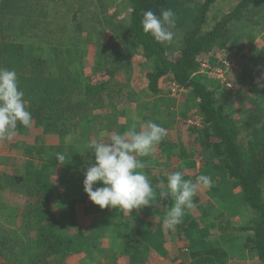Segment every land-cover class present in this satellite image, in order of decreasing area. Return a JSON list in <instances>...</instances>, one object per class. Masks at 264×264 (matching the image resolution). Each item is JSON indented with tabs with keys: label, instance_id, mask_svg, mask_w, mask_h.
I'll return each mask as SVG.
<instances>
[{
	"label": "rangeland",
	"instance_id": "1",
	"mask_svg": "<svg viewBox=\"0 0 264 264\" xmlns=\"http://www.w3.org/2000/svg\"><path fill=\"white\" fill-rule=\"evenodd\" d=\"M202 1L179 0L172 9L174 40L163 43L169 56L179 48ZM236 1L215 0L204 28ZM129 10L127 0H29L24 11L31 21L24 31L31 33L35 50L44 52L46 69L61 61L82 83L104 80L106 91L99 107L81 118L74 116L65 126L44 130L32 121L30 129L18 126L12 140H0V264H135L128 256L136 242L146 247L143 264H263L255 251L244 248L246 236L252 234L245 228L254 212L243 203L217 148L204 147L192 93L180 85L173 89L167 76L160 79L157 92L147 90L151 63L123 34ZM253 19L250 25L244 20L235 23L230 39L234 44L226 50L215 47L203 56L194 75L215 89L237 121L249 109H264V21ZM112 67V74L106 72ZM147 121L167 130L151 156L139 157L145 164L141 171L156 193L153 204L129 215L118 208L101 209L83 189L84 169L95 162L88 143L123 134L133 123L139 130ZM58 153L64 155L63 163L56 159ZM175 171L193 182L208 175L213 186L198 188L182 223L167 229L164 220L173 200L159 193L167 191V175ZM26 173L34 179L24 180ZM41 212L51 216L42 222H48L58 238L71 240L74 249L68 254L44 258L35 255L34 247L28 253ZM203 244L209 246L208 254H201ZM6 247L12 253L2 258Z\"/></svg>",
	"mask_w": 264,
	"mask_h": 264
},
{
	"label": "trees",
	"instance_id": "2",
	"mask_svg": "<svg viewBox=\"0 0 264 264\" xmlns=\"http://www.w3.org/2000/svg\"><path fill=\"white\" fill-rule=\"evenodd\" d=\"M127 1L129 21L123 34L131 39L133 48L151 63V69L146 73L147 90L157 92L160 79L167 76L192 93L203 125L206 140L204 147L217 148L224 158L223 167L238 187L243 203L254 212L250 226L245 228L252 234L246 236L244 248L255 251L258 260L264 264V109H249L237 121L220 102L215 89L194 76L203 56L215 47L226 50L234 44L230 39L235 23L244 20L250 25L255 17L263 23L264 0H237L207 28H204L206 14L215 0H203L198 14L192 17L182 34L179 48L171 56L167 54L163 44L143 32L141 20L146 10H152L159 16L162 9H174L179 0ZM28 4L29 0H0V67L17 72L19 88L24 92L25 105L32 114L34 125H42L44 130L51 128V125L65 126L73 121L74 116L81 118L99 107L103 92L106 91L105 81L87 79L82 83L79 81L80 77L68 70L61 61L52 64L50 70H47L44 52L35 50L31 33L24 31L31 21V16L24 11ZM255 23H258L257 19ZM115 63L114 66H117L118 62ZM115 68L106 72L112 74ZM26 174L24 180L34 179ZM38 178L44 181L43 177ZM74 202L70 203L71 206ZM41 213L39 216H43L38 222L34 242L29 244L28 253L32 254L31 249L34 247L35 255H42L44 258L52 254H68L67 250L74 249L70 246L71 240L58 238L49 229L48 222H42L44 217L48 219L51 216ZM203 246L206 249L201 254H208L209 246ZM145 248L143 244L136 242L128 257L135 259V264L145 263ZM11 253L7 248L5 254H1L2 258ZM37 260L38 258L32 261Z\"/></svg>",
	"mask_w": 264,
	"mask_h": 264
},
{
	"label": "clouds",
	"instance_id": "3",
	"mask_svg": "<svg viewBox=\"0 0 264 264\" xmlns=\"http://www.w3.org/2000/svg\"><path fill=\"white\" fill-rule=\"evenodd\" d=\"M176 14L172 9H162L160 15L146 10L141 20L142 30L158 43H172L175 33ZM32 114L19 88L17 72L0 67V140H12L18 125L30 129ZM167 136L162 125L147 121L137 126L133 123L123 134L110 135L106 140H92L88 150L94 155V163L84 169L83 189L90 201L101 209L111 207L129 215L133 209L151 206L156 193L147 175L141 171L145 164L139 157L151 156L156 145ZM56 159L63 163L65 157L58 153ZM100 182L101 186H97ZM211 188L213 180L200 175L196 181L186 180L180 171L167 175V191L160 198H170L164 226L174 229L182 223L186 209L193 207V197L198 188Z\"/></svg>",
	"mask_w": 264,
	"mask_h": 264
},
{
	"label": "built area",
	"instance_id": "4",
	"mask_svg": "<svg viewBox=\"0 0 264 264\" xmlns=\"http://www.w3.org/2000/svg\"><path fill=\"white\" fill-rule=\"evenodd\" d=\"M172 85H173V89H178L179 88V85L177 83H175L174 81L171 82Z\"/></svg>",
	"mask_w": 264,
	"mask_h": 264
}]
</instances>
